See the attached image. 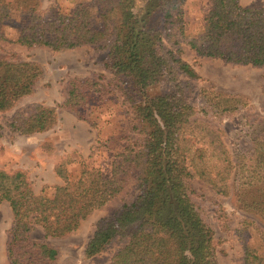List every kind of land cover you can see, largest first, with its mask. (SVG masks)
I'll return each mask as SVG.
<instances>
[{
	"label": "trees",
	"instance_id": "trees-1",
	"mask_svg": "<svg viewBox=\"0 0 264 264\" xmlns=\"http://www.w3.org/2000/svg\"><path fill=\"white\" fill-rule=\"evenodd\" d=\"M38 1L0 0V22L11 21L15 13L27 16L15 39L25 47L65 51L93 46L106 51L103 67L113 73V86L130 102L138 142L114 153L107 174L88 168L80 159L81 168L72 175L68 166L74 160L64 156L54 167L62 183L44 186L40 194L26 171L0 169V203L7 202L12 212L5 245L9 264H57L60 252L48 239L77 230L90 213L125 187L133 173L135 199L97 223L84 256L91 258L120 239L124 245L108 264H218L214 233L192 199L191 180L199 178L218 195L233 192L240 208L264 219V115L248 114V148L236 144L232 157L220 130L196 118L197 111L205 114L207 109L204 104L201 110L194 108L188 83L180 80L199 77L182 58L180 44L199 57L264 66V8L242 6L239 0H211L201 28L187 36L185 0H148L137 11L134 0L81 1L67 14L41 13ZM41 73L35 61L0 56V113L31 96ZM166 78L174 82L175 90L146 94L149 86ZM107 89L92 78H72L59 106L78 113L88 96L106 95ZM214 95L237 104L244 99ZM236 108L228 105L222 110L228 114ZM56 121L54 107L35 104L24 115L15 113L8 127L30 135L49 130ZM36 228L42 230V238L33 236ZM242 264H264L263 233L259 245L243 247Z\"/></svg>",
	"mask_w": 264,
	"mask_h": 264
},
{
	"label": "rangeland",
	"instance_id": "rangeland-1",
	"mask_svg": "<svg viewBox=\"0 0 264 264\" xmlns=\"http://www.w3.org/2000/svg\"><path fill=\"white\" fill-rule=\"evenodd\" d=\"M81 1L92 4V0H39L38 8L41 13L48 11L67 14ZM147 1L134 0V10H140ZM239 2L242 6L264 8V0ZM211 7V0L184 1L182 10L187 23V36L195 35L199 31L203 14ZM92 11L95 12V9L92 8ZM27 21V16L15 13L11 21L0 22V56L11 60L35 61L42 70L33 94L23 98L11 110L0 113V169L26 171L35 193L40 194L44 186L62 183L55 175L54 167L64 156L74 160L68 166L72 175L79 172L80 159L88 168H98L107 174L111 169L114 153L138 140L132 130L133 113L130 102L119 88L113 86V73L103 67L106 51L93 46L65 51L22 46L15 41L17 27ZM154 21L158 22L156 18ZM176 39L182 40L179 35ZM180 47L182 58L199 76L196 79L180 77L182 82L188 83L189 101L198 110L202 109L203 104L207 109L205 114L197 111L196 118L213 129L220 130L223 142L234 157L236 144H240L243 150L248 148L245 136L250 119L248 114L256 112L264 115V66L233 65L216 58L199 57L184 43ZM72 78L95 79L104 84L109 92L106 95L93 93L88 96L87 105L79 108L78 113L64 109L59 105L67 98L68 81ZM173 90L174 82L166 78L149 86L146 94L152 97ZM214 93L239 95L244 99H238L240 104H237V101H224L222 95L216 96ZM206 94L211 96L207 97ZM35 104L56 109L57 121L53 127L30 135L12 132L8 127L10 118L15 113L26 114ZM228 105H238V108L225 114L222 108ZM216 108L219 110L217 113ZM134 176L135 173L109 202L90 213L77 230L62 238L48 239L60 252L57 264L109 263L112 255L124 245V241L113 240L102 252L91 258L84 256L85 247L101 219L112 215L123 204H129L135 199L137 189ZM191 186L194 190L192 199L201 208L213 230L217 263L242 264L243 247H255L260 243L262 233L264 234V219L240 208L233 192L226 196L218 195L197 177L191 180ZM11 223V208L4 201L0 203V264H9L5 245ZM42 235V230L36 228L33 236L39 239Z\"/></svg>",
	"mask_w": 264,
	"mask_h": 264
},
{
	"label": "crops",
	"instance_id": "crops-1",
	"mask_svg": "<svg viewBox=\"0 0 264 264\" xmlns=\"http://www.w3.org/2000/svg\"><path fill=\"white\" fill-rule=\"evenodd\" d=\"M34 47H37V46H34ZM39 47H44V46H39ZM44 48H47V47H44ZM56 175V174H55Z\"/></svg>",
	"mask_w": 264,
	"mask_h": 264
}]
</instances>
